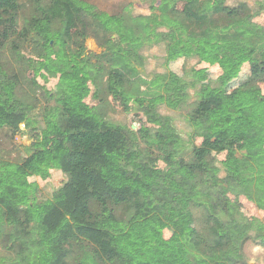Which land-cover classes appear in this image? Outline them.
<instances>
[{"label":"trees","instance_id":"16d2710c","mask_svg":"<svg viewBox=\"0 0 264 264\" xmlns=\"http://www.w3.org/2000/svg\"><path fill=\"white\" fill-rule=\"evenodd\" d=\"M133 1L149 14L0 0V135L33 138L22 162L0 151V264H249L246 244L264 249V220L236 202L264 213V0ZM156 47L166 72L147 77ZM180 59L183 75L169 68ZM32 76L62 85L39 114ZM117 95L137 130L111 119ZM162 107L182 113L187 139ZM52 169L65 181L44 199L29 178ZM174 211L196 224L177 240L144 222Z\"/></svg>","mask_w":264,"mask_h":264},{"label":"rangeland","instance_id":"374dc122","mask_svg":"<svg viewBox=\"0 0 264 264\" xmlns=\"http://www.w3.org/2000/svg\"><path fill=\"white\" fill-rule=\"evenodd\" d=\"M88 3L96 6L100 11L105 12L110 15H117L123 11L132 13L133 15H147L149 14L148 5L135 2L133 0H85ZM260 0H251L250 4L255 6V4ZM25 2V0H22ZM26 13L21 15V20L25 19ZM258 21L264 25V18H259ZM23 23V22H22ZM87 49L91 53H101L102 49L98 46L94 39H89L87 41ZM147 57V65L145 70V76L150 77L154 74L165 73L166 68L164 66V53L161 48H153L145 52ZM16 65V64H15ZM189 69L193 68L196 71L203 70V80L207 82L209 79H215L219 76L220 71L218 67H211L207 64H198L196 61H192L188 65ZM171 72L183 75L185 72L184 62L182 59L172 61L170 63ZM31 80H36L34 82L28 81L26 84V90H31L32 94L36 96L38 100V108L36 113H41V109L46 104H54L58 96L61 94L62 85H60L59 79H51L48 83L42 78L34 79L32 76ZM38 84V86H37ZM40 86V88H39ZM25 90V91H26ZM262 91L264 94V85L262 86ZM86 102L90 105L95 104V99L92 95H89ZM109 110L111 114V119L115 123L130 126L137 130L140 127V123L135 121L134 110L130 101L123 95H117L109 97ZM161 113L172 117L175 120V124L184 138H188L190 133L189 125L182 113L179 111H172L166 107H162ZM0 122L2 124L6 123L5 116L0 117ZM22 131H25L24 126H22ZM31 135L28 133L17 135L14 140L8 138L5 134L0 135V151L2 153L10 152L9 160L14 162H22L27 158L29 152L24 150L23 146H29L32 142ZM55 142L52 143V149L55 147ZM224 156H220V160H223ZM161 166H163L161 164ZM51 176L44 178L39 174H32L29 178L31 182L36 183L41 189L40 196L46 198L51 196V194L61 187L65 181L64 175L55 169L50 171ZM241 210L250 219H261L264 220V213L256 208V206L250 203L246 198L239 197L236 199ZM145 223H154L159 225L164 233V236L168 240H177L183 234L190 233L196 228L194 220L188 215L178 213L176 211L167 214L164 217L154 215L146 220ZM244 253L248 259L249 264H264V249L254 245L252 242H248L244 248Z\"/></svg>","mask_w":264,"mask_h":264}]
</instances>
